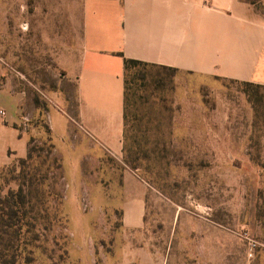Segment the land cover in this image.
I'll return each mask as SVG.
<instances>
[{
	"label": "rangeland",
	"instance_id": "374dc122",
	"mask_svg": "<svg viewBox=\"0 0 264 264\" xmlns=\"http://www.w3.org/2000/svg\"><path fill=\"white\" fill-rule=\"evenodd\" d=\"M240 1L264 21V0ZM81 7L82 0H0V79L23 96L27 145L31 138L47 141L48 111L75 118V83L58 59L78 48ZM128 77L134 95L121 159L77 133L73 123L65 143L47 142L43 188L57 194L46 198L47 206L64 219L39 223L40 238L21 241L15 253L0 244V264H135L127 255H140L138 246L152 248L142 258L155 264H216L210 246L216 229L219 264H264V90L186 72L161 88L159 74L142 67L130 69ZM17 160L0 167V193L17 188L16 182L3 183ZM126 170L146 184L153 225L142 232L122 228ZM200 222L210 230L203 238L196 233ZM249 240L258 244L253 257Z\"/></svg>",
	"mask_w": 264,
	"mask_h": 264
},
{
	"label": "crops",
	"instance_id": "0c3cea01",
	"mask_svg": "<svg viewBox=\"0 0 264 264\" xmlns=\"http://www.w3.org/2000/svg\"><path fill=\"white\" fill-rule=\"evenodd\" d=\"M81 16L78 48L58 59L64 76L75 83V118L61 111L60 116L53 115L54 109L47 113L58 145L65 143L73 123L77 133L121 159L124 59L264 86V21L240 0H82ZM22 101V94L0 79V167L27 155L26 136L15 127L24 120ZM123 182L127 196L121 208L122 228L142 232L153 225L147 219L146 184L130 170L124 171ZM187 226L181 233H188ZM198 227V237L210 232L205 222ZM216 230L210 246L213 261L219 264L220 232ZM175 233L170 234V251ZM201 245L202 249L208 246ZM151 249L134 247L141 254L132 255V260L127 255V261L155 264L142 258Z\"/></svg>",
	"mask_w": 264,
	"mask_h": 264
},
{
	"label": "trees",
	"instance_id": "16d2710c",
	"mask_svg": "<svg viewBox=\"0 0 264 264\" xmlns=\"http://www.w3.org/2000/svg\"><path fill=\"white\" fill-rule=\"evenodd\" d=\"M142 67L144 70H155L159 77L157 84L162 88L166 83L172 82V78L180 71L176 68L166 66H156L143 63L136 60L124 59V132H126L127 106L130 99L134 95L133 82L129 80L128 73L130 69ZM190 74V72H186ZM139 81H143L146 77L144 71L139 72ZM215 80H220L219 77H213ZM138 79V78H137ZM247 88H255L264 90V86L240 83ZM145 88V84H141ZM147 99V97H145ZM145 99V101H147ZM47 112V111H46ZM20 131L22 127H17ZM43 129L47 135V141L42 144H36L33 138L28 141V151L24 159H18L16 166L11 167L8 172L9 178L4 176V184L7 186L10 182H16L17 188H8L6 192L0 193V244L4 250L13 251L14 253L21 249V244H27L28 240H38L41 235L38 231L39 223L59 224L64 217L60 214L59 209L49 210L47 206V197L57 195L53 192L44 190L43 185L46 181V175L42 173V165L49 158L50 151L47 150L45 156L44 145L47 142H52L53 136L51 129L46 120L43 123ZM49 149L53 147L49 143ZM36 162V163H35ZM57 199H61L57 197ZM42 230H47V226H43ZM21 241H23L21 243ZM24 249V246H23ZM26 249V247H25ZM30 251V250H29ZM53 251V248L51 249ZM13 262L16 256L12 255Z\"/></svg>",
	"mask_w": 264,
	"mask_h": 264
},
{
	"label": "built area",
	"instance_id": "2783aa9c",
	"mask_svg": "<svg viewBox=\"0 0 264 264\" xmlns=\"http://www.w3.org/2000/svg\"><path fill=\"white\" fill-rule=\"evenodd\" d=\"M257 247H258V244L255 241H252V240L248 241V256L249 257L254 256V252Z\"/></svg>",
	"mask_w": 264,
	"mask_h": 264
}]
</instances>
